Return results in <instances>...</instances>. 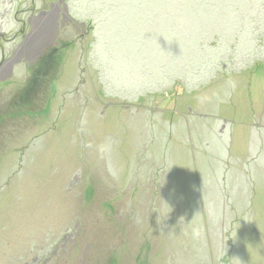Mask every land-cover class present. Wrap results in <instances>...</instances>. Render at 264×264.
<instances>
[{
	"label": "rangeland",
	"instance_id": "1",
	"mask_svg": "<svg viewBox=\"0 0 264 264\" xmlns=\"http://www.w3.org/2000/svg\"><path fill=\"white\" fill-rule=\"evenodd\" d=\"M52 1H0V60L69 45L0 78V264H264V0H63L30 30Z\"/></svg>",
	"mask_w": 264,
	"mask_h": 264
},
{
	"label": "flooded vegetation",
	"instance_id": "2",
	"mask_svg": "<svg viewBox=\"0 0 264 264\" xmlns=\"http://www.w3.org/2000/svg\"><path fill=\"white\" fill-rule=\"evenodd\" d=\"M2 1V0H0ZM3 1H9L12 3L14 0H3ZM8 2V3H9ZM68 6L63 0H57L55 2H50L47 8L42 9L41 11L38 12L37 15H33L28 19V23L32 24V21L34 20V23H39L40 26H43L44 24L53 26L55 28L56 33L60 31L61 27H65L66 25V19H68ZM45 28V27H44ZM32 30V27L30 28ZM46 29H43V31ZM22 31V30H21ZM5 32H0V37L4 35ZM30 39L29 33L26 35H23V42L15 48V50L12 52V55L9 58H3L1 57L0 60V78L2 77H9L11 73L13 72L14 64L22 58L25 54L28 55V59H30V54L33 55L31 58L34 59V61L37 63L35 68L36 73L35 77L40 73H44L45 69L49 66V64L52 62V60L55 57V54L62 53V49H66L69 45L68 43H60L56 41L58 46L56 45L55 47H48L45 50H43V57L41 58L40 56L42 52H37V55H35L36 52L34 50H31L28 45ZM56 38H52L51 42H54ZM26 41V42H25ZM60 43V44H59ZM27 47V50H26ZM21 55V56H20ZM21 61V60H20ZM34 66L33 64H30V67ZM38 75V76H39ZM37 76V77H38ZM34 77V78H35ZM37 79H34L33 82H36ZM38 81V80H37ZM11 103V102H10ZM1 107L0 109H2Z\"/></svg>",
	"mask_w": 264,
	"mask_h": 264
}]
</instances>
